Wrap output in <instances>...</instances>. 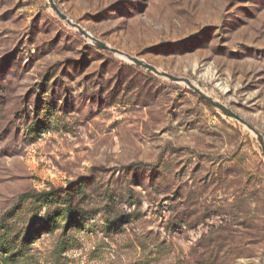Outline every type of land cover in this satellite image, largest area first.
Listing matches in <instances>:
<instances>
[{
	"label": "rangeland",
	"instance_id": "1",
	"mask_svg": "<svg viewBox=\"0 0 264 264\" xmlns=\"http://www.w3.org/2000/svg\"><path fill=\"white\" fill-rule=\"evenodd\" d=\"M55 2L264 135V0ZM80 184L86 223L43 229L30 195ZM28 231L24 254L0 247V264H264V152L185 82L94 45L48 0H0V239Z\"/></svg>",
	"mask_w": 264,
	"mask_h": 264
},
{
	"label": "trees",
	"instance_id": "2",
	"mask_svg": "<svg viewBox=\"0 0 264 264\" xmlns=\"http://www.w3.org/2000/svg\"><path fill=\"white\" fill-rule=\"evenodd\" d=\"M83 185H78L73 191V193L68 192H59L57 190L44 191L40 193H35L30 195L37 204L42 207H47V212L44 219L43 229L45 228H54V225L57 223L58 217H64L67 223L62 226L63 231H66L69 227L73 225H83L86 223L84 221L85 216H83L82 211L80 210L79 203L75 204V200L80 198L83 194ZM119 217H116L115 221L110 223V226L114 227L116 220ZM107 222H110L107 219ZM10 229V228H5ZM33 233L30 231L25 233L23 241L20 242H10L5 239H0V247L3 251L6 252L9 257L16 256L18 254H24L23 249L26 246L31 244V236Z\"/></svg>",
	"mask_w": 264,
	"mask_h": 264
},
{
	"label": "water",
	"instance_id": "3",
	"mask_svg": "<svg viewBox=\"0 0 264 264\" xmlns=\"http://www.w3.org/2000/svg\"><path fill=\"white\" fill-rule=\"evenodd\" d=\"M48 1H49L51 8L54 10V12L62 20L67 22L71 27L77 29L85 38L90 40L94 45H96V46H98L104 50H107V51L113 52L115 54H118L120 56H123V57L129 59L130 61H132L133 63L150 70L151 72L155 73L158 76L169 78L170 80L176 81V82H185L191 89H193L197 94H199L203 99H205L213 107L219 109L225 115H227L231 118H234L237 121L243 123L250 130H252L256 134L257 139L261 145L262 151L264 152V135L255 126L251 125L247 120H245L243 117H241L238 113L233 111L231 108H229L225 104L221 103L220 101L216 100L212 96L205 93V91H203L201 88H199L197 85H195L189 78L173 75L167 71L159 69L158 67H156L155 65L145 61L144 59H141L137 56H133V55H131L125 51H122L120 49H117L115 47L110 46L109 44H107L103 40L94 36L91 32H89L87 29H85L81 24L73 21V19H71V17H69V15H67L57 5L55 0H48Z\"/></svg>",
	"mask_w": 264,
	"mask_h": 264
}]
</instances>
